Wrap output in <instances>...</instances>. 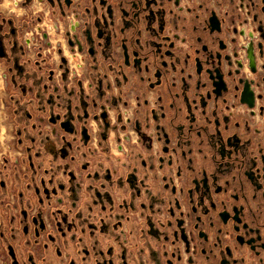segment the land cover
I'll return each mask as SVG.
<instances>
[{"label": "flooded vegetation", "instance_id": "1", "mask_svg": "<svg viewBox=\"0 0 264 264\" xmlns=\"http://www.w3.org/2000/svg\"><path fill=\"white\" fill-rule=\"evenodd\" d=\"M24 3L0 264H264V0Z\"/></svg>", "mask_w": 264, "mask_h": 264}, {"label": "rangeland", "instance_id": "2", "mask_svg": "<svg viewBox=\"0 0 264 264\" xmlns=\"http://www.w3.org/2000/svg\"><path fill=\"white\" fill-rule=\"evenodd\" d=\"M0 0V7L2 5L6 4L8 5L9 0ZM30 0H25V5H29ZM2 4V5H1ZM3 5V6H4ZM3 9V8H2ZM2 9L0 11H2ZM5 9V8H4ZM7 11V10H5ZM50 19V18H49ZM50 23L51 19H50ZM50 25V24H49ZM52 33H54V30H52ZM9 61L6 60V58H0V138L1 140H8V141H16V135H15V125H14V119L12 114V101L9 98L10 93H13L16 90H19V85L21 84L19 78L15 75V73L12 71L9 75V81L6 84V81L3 79V74L5 71V68H8L9 66H12V60L8 58ZM12 80H15L12 82ZM139 151L135 147H131V159L133 165L140 166V158L138 156Z\"/></svg>", "mask_w": 264, "mask_h": 264}, {"label": "built area", "instance_id": "3", "mask_svg": "<svg viewBox=\"0 0 264 264\" xmlns=\"http://www.w3.org/2000/svg\"><path fill=\"white\" fill-rule=\"evenodd\" d=\"M70 21L71 22H74L76 19L74 18V16H71L70 18ZM48 29H49V31L51 32V34H53L52 33V30H54V28H53V24L52 23H50V25L48 26ZM55 32V31H54Z\"/></svg>", "mask_w": 264, "mask_h": 264}]
</instances>
